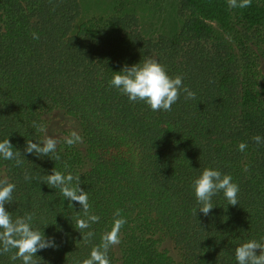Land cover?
I'll list each match as a JSON object with an SVG mask.
<instances>
[{"label":"trees","instance_id":"1","mask_svg":"<svg viewBox=\"0 0 264 264\" xmlns=\"http://www.w3.org/2000/svg\"><path fill=\"white\" fill-rule=\"evenodd\" d=\"M179 8L185 21L175 35L149 37L132 12L97 16L75 29L80 0H0V140L8 137L24 161L16 167L0 157V177L16 184L5 205L13 219L35 213L33 226L58 245L38 251L39 264H82L117 209L127 221L122 264H175L157 225L181 249L180 264H238L237 246L264 242V143L252 139L264 137V70L246 41L236 51L227 38L234 19L264 30V0L245 9L230 8L228 0H180ZM149 57L169 75H182L195 99L181 92L170 112L152 111L110 85L113 72ZM53 108L79 120L90 169H83L77 145L57 147L60 160L24 151L27 140L43 139L33 121L43 124ZM206 167L233 177L237 205L219 193L209 215L197 209L192 183ZM53 168L80 176L90 211L100 217L84 230L95 233L87 244L75 228L81 206L43 182ZM25 171L34 179L25 180ZM10 255H0V264H22ZM108 256L118 264L113 247Z\"/></svg>","mask_w":264,"mask_h":264},{"label":"clouds","instance_id":"2","mask_svg":"<svg viewBox=\"0 0 264 264\" xmlns=\"http://www.w3.org/2000/svg\"><path fill=\"white\" fill-rule=\"evenodd\" d=\"M251 3L252 0H228L230 8L245 9L250 7ZM38 38L34 33L33 39ZM110 85L126 95L129 101L144 102L152 111L170 112L172 105L180 98L181 92L185 94V99L196 97V93L183 84L182 75L174 77L169 75L166 66L151 57L131 66L125 65L120 71L113 72ZM32 126L45 135L40 141L27 140L24 151L29 154L34 153L37 157L48 156L52 159L54 156L55 160H60L57 152L59 140L48 135L43 124L33 121ZM252 139L257 145L264 143V137L260 135H255ZM63 142L71 147L82 143L83 138L73 130ZM246 147L247 144L243 142L238 146L241 152ZM14 148L8 137L0 140V157L14 161L16 167H22L24 161L21 159V151H14ZM64 167L67 169L68 164L65 163ZM244 171H248L247 166ZM24 178L27 181L34 179L27 171ZM43 182L51 188L59 189L71 206H73L72 202H77L81 206L84 217L77 218L75 228L82 234L84 243H89L95 233L84 230L98 223L100 217L90 211L89 195L80 187V176L71 172L65 174L53 168ZM192 187L199 206L197 209L204 216L209 215L213 209L212 198L219 193L223 194L229 205L235 206L239 203V185L233 181L230 174H224L217 168H204L193 180ZM15 189V183L10 182L7 177H0V255L11 253L12 261L20 259L22 264H39V261L34 259L36 253L47 248H57L58 245L54 238H46L44 232L33 226L35 213H26L13 219L5 205L13 202ZM197 209H194V215H197ZM120 212L121 210L117 209L110 230L102 234L100 243L92 247L89 257L84 259L82 264H111L108 252L120 243L121 229L127 222ZM235 259L238 264H264V242L250 239L241 243L235 248Z\"/></svg>","mask_w":264,"mask_h":264},{"label":"rangeland","instance_id":"3","mask_svg":"<svg viewBox=\"0 0 264 264\" xmlns=\"http://www.w3.org/2000/svg\"><path fill=\"white\" fill-rule=\"evenodd\" d=\"M179 2L180 0H80L81 13L74 28L78 29L82 23L97 16L108 17L119 12H132L138 16L140 29L145 36L172 37L185 21V15L180 11ZM233 21L235 29L227 38L231 40L236 51L237 44L239 46L243 40L246 41L251 47V52L259 58L261 69L264 70V30L249 28L237 19ZM42 120L47 134L59 140L57 147L64 144V138L69 136L73 130L82 136L83 142L77 144V147L84 159L83 169H90L91 162L87 157V145L79 120L61 108L46 111L42 115ZM44 135L45 133H43V138ZM2 176H5L4 169ZM156 237L161 248L172 258L174 263L180 264L183 257L181 249L160 225H157ZM113 249L118 264H122L121 243L114 246Z\"/></svg>","mask_w":264,"mask_h":264}]
</instances>
